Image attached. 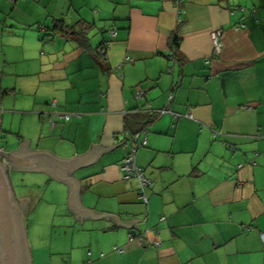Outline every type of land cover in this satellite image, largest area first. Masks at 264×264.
<instances>
[{
  "label": "crops",
  "instance_id": "0c3cea01",
  "mask_svg": "<svg viewBox=\"0 0 264 264\" xmlns=\"http://www.w3.org/2000/svg\"><path fill=\"white\" fill-rule=\"evenodd\" d=\"M145 128L148 205L121 171ZM24 139L69 159L114 146L76 182L85 208L140 230L82 224L67 184L10 165L34 201L32 264H264V0H0V150Z\"/></svg>",
  "mask_w": 264,
  "mask_h": 264
},
{
  "label": "water",
  "instance_id": "95a60500",
  "mask_svg": "<svg viewBox=\"0 0 264 264\" xmlns=\"http://www.w3.org/2000/svg\"><path fill=\"white\" fill-rule=\"evenodd\" d=\"M29 143L24 139L20 149L11 153L0 150V264H32L25 217L33 213L34 201L17 198L10 165L15 167L12 171L44 172L67 184V209L76 221L83 224L84 220L103 219L114 222L118 227L139 230V221H123L115 214L85 208L76 182V171L87 170L103 153L113 150L114 146L102 148L92 144L87 153L69 159L47 151H31Z\"/></svg>",
  "mask_w": 264,
  "mask_h": 264
},
{
  "label": "built area",
  "instance_id": "2783aa9c",
  "mask_svg": "<svg viewBox=\"0 0 264 264\" xmlns=\"http://www.w3.org/2000/svg\"><path fill=\"white\" fill-rule=\"evenodd\" d=\"M10 1L14 2L15 0H10ZM181 2L182 0H175V5L178 6ZM111 35L113 37L116 36V29L111 30ZM211 36L213 40L214 54H219L222 48V42L220 40L221 32L215 31L212 33ZM108 48H109L108 43L104 44L102 47H99V54L102 55L103 58L105 59L107 58ZM171 59L174 60V57L172 55H171ZM137 94L139 97L143 95L141 91H139ZM52 104L55 105L56 102L53 101ZM158 113L159 114L170 113L175 121L181 117L192 118V115L190 114H185V115L174 114L168 109L161 110ZM63 117L67 120L69 119L68 115H64ZM147 132L148 129L145 128L142 132L132 135L130 139L124 143V147L128 150V153L121 164V171L123 178L125 180H129V179L136 180L138 199L144 205L149 204L148 191L151 189L153 183L152 180L145 175L143 169L137 165L136 154L140 148L146 145V136L142 137V135L143 133H145L146 135ZM164 220L165 217L160 218L161 222ZM149 244H152L155 247H159L161 245V242L155 241L151 243L149 242ZM116 250L121 251L120 249H116Z\"/></svg>",
  "mask_w": 264,
  "mask_h": 264
},
{
  "label": "rangeland",
  "instance_id": "374dc122",
  "mask_svg": "<svg viewBox=\"0 0 264 264\" xmlns=\"http://www.w3.org/2000/svg\"><path fill=\"white\" fill-rule=\"evenodd\" d=\"M6 143V142H5ZM19 177H20V181H24L25 183H28V185H27V188H28V190L30 191V190H32L33 191V189L35 188L34 186H33V184H30L31 183V176H37V174H31V175H29V174H25V173H20V175H18ZM11 179H12V182H13V185L14 184H17V179H16V177H15V174H12L11 175ZM34 181V180H33ZM32 181V182H33ZM24 184V183H23ZM43 191H44V188H42V190H41V193H43ZM42 208V207H41ZM49 209H52V208H49ZM48 210L47 209H45L44 211H42V212H39V211H36V214L39 216V213H43V212H47ZM35 220L36 221H38L39 222V218L38 217H36L35 218ZM25 224H26V227H27V225H28V222H27V219H26V217H25Z\"/></svg>",
  "mask_w": 264,
  "mask_h": 264
},
{
  "label": "trees",
  "instance_id": "16d2710c",
  "mask_svg": "<svg viewBox=\"0 0 264 264\" xmlns=\"http://www.w3.org/2000/svg\"><path fill=\"white\" fill-rule=\"evenodd\" d=\"M55 28H59L60 30H63V26L61 27V26L56 25Z\"/></svg>",
  "mask_w": 264,
  "mask_h": 264
}]
</instances>
